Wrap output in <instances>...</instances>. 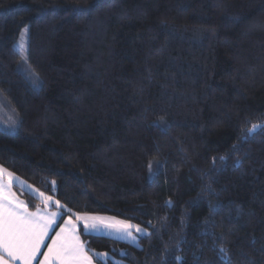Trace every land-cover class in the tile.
I'll return each mask as SVG.
<instances>
[{"label":"trees","instance_id":"obj_1","mask_svg":"<svg viewBox=\"0 0 264 264\" xmlns=\"http://www.w3.org/2000/svg\"><path fill=\"white\" fill-rule=\"evenodd\" d=\"M0 93L19 117L0 166L58 224L147 228H80L95 264H264V0H0Z\"/></svg>","mask_w":264,"mask_h":264},{"label":"snow or ice","instance_id":"obj_2","mask_svg":"<svg viewBox=\"0 0 264 264\" xmlns=\"http://www.w3.org/2000/svg\"><path fill=\"white\" fill-rule=\"evenodd\" d=\"M28 31L29 29L25 27L20 39L22 59L25 63H27L25 37ZM257 127L264 126L253 125L249 133H254ZM17 184L32 192V189L12 172L0 166V264H93V256L89 254L85 242L81 240L79 222L83 223L85 233L106 231L135 240L133 230L137 233L144 232L139 225L117 220L115 217L79 213H72L68 219L63 220V224H58L65 205L53 200L51 196L37 192L34 195L40 199L44 207L30 211L27 203L18 199L12 190ZM52 185L55 186V181H52ZM53 205L56 211L49 210ZM66 211L71 213V209ZM57 227L59 231L49 236ZM46 240L51 242L46 244ZM42 248L46 250L41 252ZM96 255L106 259L108 254ZM38 257L41 258L37 259Z\"/></svg>","mask_w":264,"mask_h":264},{"label":"rangeland","instance_id":"obj_3","mask_svg":"<svg viewBox=\"0 0 264 264\" xmlns=\"http://www.w3.org/2000/svg\"><path fill=\"white\" fill-rule=\"evenodd\" d=\"M25 29L22 28L20 33H19V37L15 43V46L17 48V50L19 51L20 55H21V61L24 62V60L22 59V53H21V49H20V39H21V33L22 31ZM28 34L25 37V54L27 55V39H28ZM0 128L4 129L8 132L11 133H16L18 131L19 128V117L17 115V113L15 112V110L12 108V106L5 100V98L3 97V95L0 93ZM15 176V175H14ZM17 177V176H15ZM20 181H22L24 184H26L27 186H29L32 189L31 193H37L40 192L37 189H35L33 186H31L29 183H27L26 181L22 180L19 178ZM25 190H28L27 188H24ZM53 200H55L53 198ZM81 215H85V214H81ZM86 215H95V216H104V217H115L117 220H123L126 221L128 223H131L133 225H139L141 229L144 230L143 233H137L135 232V230H133V235L136 237L135 240H132L130 238L127 237H121L115 233H111V232H106V231H102V232H91L90 234H98V235H105V236H110V237H114L126 242H129L131 244H137L138 242V238L140 236H143L147 233V228L141 224H138L134 221L131 220H127L115 215H109V214H86ZM82 225L83 228V223L79 222ZM109 257V255H107V258Z\"/></svg>","mask_w":264,"mask_h":264},{"label":"crops","instance_id":"obj_4","mask_svg":"<svg viewBox=\"0 0 264 264\" xmlns=\"http://www.w3.org/2000/svg\"><path fill=\"white\" fill-rule=\"evenodd\" d=\"M13 190V192L16 194V196H17V198L18 199H20V200H22L20 197H19V195L16 193V191L14 190V188L12 189ZM30 211H35L36 209H34V210H31V209H29ZM50 211H56L57 209H49ZM69 217V216H68ZM68 217L67 218H65V219H68ZM58 222V221H57ZM61 224H63V222L61 223ZM80 228H82V225L79 223V225H78V231H79V233H80ZM82 230H83V228H82ZM55 231H59V228H55L54 230H53V232H50L49 233V236H53L54 234H55ZM80 237H81V234H80ZM81 240H82V238H81ZM83 241V240H82ZM51 241L50 240H46L45 241V243L47 244V243H50ZM46 249H41V252H43V251H45ZM97 256V255H96ZM98 257V256H97ZM41 257H38L37 259H40ZM93 264H95L94 263V261H93Z\"/></svg>","mask_w":264,"mask_h":264}]
</instances>
